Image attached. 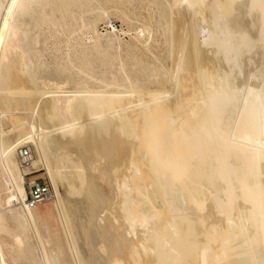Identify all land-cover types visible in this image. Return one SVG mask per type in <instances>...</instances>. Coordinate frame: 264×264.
I'll return each mask as SVG.
<instances>
[{"label": "bare ground", "instance_id": "obj_1", "mask_svg": "<svg viewBox=\"0 0 264 264\" xmlns=\"http://www.w3.org/2000/svg\"><path fill=\"white\" fill-rule=\"evenodd\" d=\"M110 4L144 28L127 58L99 29ZM256 53L264 0H0L6 264H264ZM40 167L57 220L26 203Z\"/></svg>", "mask_w": 264, "mask_h": 264}, {"label": "rangeland", "instance_id": "obj_2", "mask_svg": "<svg viewBox=\"0 0 264 264\" xmlns=\"http://www.w3.org/2000/svg\"><path fill=\"white\" fill-rule=\"evenodd\" d=\"M141 1L143 2V4H145L147 2V0H141ZM172 1L173 0H171V1L168 0V2H172ZM164 2H166V1H164ZM138 4H139V2L137 3V1L133 2V7H137ZM114 6L115 5H113V4H110V5L106 6V7L109 8V13L111 14L110 15V19L108 20L110 22V24H109L108 21H106V22L104 21L105 23L101 22L99 29H100L101 34L104 35V38L105 37H111L112 39H117V38L120 39V41H115L116 42L115 43V46L116 47H119V45H120V48H119L120 50L119 49L118 50L117 49H114L113 50V54L121 53V55L123 57H126L127 58L128 57L127 56V53H130V51H135L136 45L138 44V42H136L137 41V38H136L137 37V29L143 30L144 28L142 27V23L141 22H134L133 24H128L126 22H123V20L120 17V12H117L118 10ZM127 6H129V5L127 4ZM132 12H133V16L132 15L131 16L134 17V10H131V13ZM250 20L251 19H249L248 20L249 22H247V23L249 24L251 22L252 24H249V25L252 26L253 25V22H252V20L251 21ZM141 30H139V32H142ZM135 39H136V41H135ZM132 47H134V48H132ZM48 53H50V51H48ZM47 55L49 56V54H47ZM259 55H261V54L256 53V55L254 54V56L252 57V58L255 59V61H256L257 64L255 63V61L248 62V64L251 63V62L252 63H255L259 67V70L258 69L256 70V72L258 71V73H256L254 71L253 74H255V73L256 74H259L261 72L260 70H262L264 68V65L262 64L263 63V57H262L263 55L261 56L262 58H260ZM258 63H260V64H258ZM248 64H247L248 69L247 70L245 69L246 71L244 70V72L246 73V75H249L250 74V71L252 72V70H251L252 68L251 67H253V69H254V66L253 65H255V64H253V65L250 64L249 66H251V67L249 68ZM258 67H255V69L258 68ZM249 69H250V71H249ZM244 72H243V74L245 75ZM244 75H241V77L243 76L242 77V81L243 80L244 81H247L248 80V82H250L251 81V78H252V74L249 75V76H251V78L249 76H248V78H247V76L244 77ZM261 76H262V78L264 77L263 74ZM245 78H247V80ZM242 81H240V82H242ZM1 94L4 95L3 93H1ZM2 103L3 102L0 103L1 104L0 112L1 111H3V112L8 111L7 108H6L7 106L6 105L3 106L4 104L2 105ZM6 122H7V120L5 121V124H6ZM4 126L6 127V128L4 127L5 129H11V128L13 129L14 124L12 123V125H10V126H8V124H6ZM49 128L51 130L53 128V126L50 125ZM10 135H11V137H10ZM10 135H9V137L11 138V140H13V139H15L17 133L15 135L14 134V131H13ZM53 136H56V135L53 134ZM62 139L63 138H61V140ZM34 148L35 147H34L32 141H30L29 143H27L25 145L20 146L19 149L17 150L18 160L22 161L21 160V157H20V152L21 151H29L32 158L38 159V153L36 152V149H34ZM40 168H38L37 170H33L32 171L33 174L28 175V177L26 176V180H28V179H30V180H40V181L44 182L46 185H48L50 187V189L52 191V199L50 201L45 202L44 204L40 205L37 208V211L39 212L40 215H43V214L45 215L46 213H48V215H50L55 220H57L56 219L57 217H55L56 216V213H55L56 212V209H55V206H54V204L57 201V195H56L55 189L53 188V186L51 184V181H50V178H49V176L47 174V171L42 170V167H40ZM26 184H27V182H26ZM60 186H62V185H60ZM60 186H59V193L64 198V196L65 197L67 196V192L65 190L66 188L64 186H62V187H60ZM55 220H54V224H57V222H55ZM5 261H4V258L2 256V254H1L0 255V264H6L7 262H5Z\"/></svg>", "mask_w": 264, "mask_h": 264}, {"label": "built area", "instance_id": "obj_3", "mask_svg": "<svg viewBox=\"0 0 264 264\" xmlns=\"http://www.w3.org/2000/svg\"><path fill=\"white\" fill-rule=\"evenodd\" d=\"M20 157L23 160V165H27L31 154L29 151H21ZM28 177V176H27ZM27 200L26 203L33 209L52 199V191L48 185L40 180H27L26 185Z\"/></svg>", "mask_w": 264, "mask_h": 264}]
</instances>
